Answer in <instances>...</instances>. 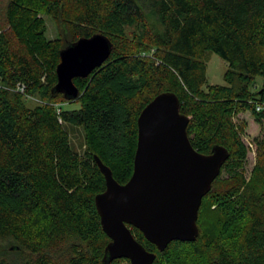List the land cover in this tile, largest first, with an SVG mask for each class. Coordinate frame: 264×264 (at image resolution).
<instances>
[{"label": "trees", "instance_id": "obj_1", "mask_svg": "<svg viewBox=\"0 0 264 264\" xmlns=\"http://www.w3.org/2000/svg\"><path fill=\"white\" fill-rule=\"evenodd\" d=\"M6 1L0 21V241L27 251L15 264H105L110 239L94 203L105 180L94 156L126 184L137 119L161 93L177 96L198 153L220 146L228 158L202 199L194 242L173 241L159 252L131 227L134 238L155 253L153 264H172L169 255L182 247L202 264H264V139L255 143L248 181L246 125L234 122L248 112L264 124V0ZM63 4L75 7L72 39L48 40L43 15H55ZM129 29H139L137 37H127ZM95 34L112 43L109 58L88 77L73 79L77 99L53 92L60 51ZM206 52L227 63L224 85H208ZM28 97L38 102L27 106ZM66 126L82 129V154L71 147ZM221 178L226 187L214 191ZM209 199L221 218L206 238L200 220ZM0 264L9 263L0 258Z\"/></svg>", "mask_w": 264, "mask_h": 264}, {"label": "water", "instance_id": "obj_2", "mask_svg": "<svg viewBox=\"0 0 264 264\" xmlns=\"http://www.w3.org/2000/svg\"><path fill=\"white\" fill-rule=\"evenodd\" d=\"M110 40L95 34L68 44L59 53L53 92L75 100V78H86L109 58ZM173 93H161L150 101L137 119V145L133 172L124 185L94 156L104 176L105 191L94 199L103 232L110 239L104 261L126 259L130 264H153L156 255L133 236L131 227L163 252L173 241L194 242L203 197L219 176L228 158L224 147L214 146L202 155L191 145L188 118L179 112Z\"/></svg>", "mask_w": 264, "mask_h": 264}, {"label": "rangeland", "instance_id": "obj_3", "mask_svg": "<svg viewBox=\"0 0 264 264\" xmlns=\"http://www.w3.org/2000/svg\"><path fill=\"white\" fill-rule=\"evenodd\" d=\"M6 0H0V21L3 18V11L1 6ZM7 2V1H6ZM75 12V7L71 4H63L60 10L53 16L43 15L45 20V25L47 28L46 38L48 40H64L72 39V31L69 27V21ZM139 29H129L126 32L127 37L133 39L137 36L136 33ZM205 65H206V79L208 85H224V73L227 70V63L214 53H205ZM261 83V79H257V84ZM38 102L36 97H28L26 100V105L33 107ZM67 108H77V105H67ZM234 122L240 125L242 122L245 123L246 127L242 135V140L247 148V156L245 162V173L247 175V180L256 162V141L264 139V124L258 125L255 123L252 115L250 113H242L234 118ZM68 131L71 147L74 151L82 154L85 148L84 135L80 127L66 126ZM226 187L223 178L220 182L215 185L214 191L224 189ZM220 215L214 208L212 202L206 200L203 209V215L200 220V226L203 229V234L206 238L214 235L211 225H218L220 221ZM220 225V224H219ZM218 225V226H219ZM236 241V240H233ZM206 244V240L204 241ZM18 244L11 241H0V258H3L9 264H15L17 262H22L23 257L27 256V251L20 248V250H12L13 246ZM200 247V246H199ZM200 249L203 248L200 247ZM165 259V257H163ZM170 263L172 264H202L203 259L201 257L195 256L190 249L182 247L176 252L169 255ZM168 264V263H167Z\"/></svg>", "mask_w": 264, "mask_h": 264}]
</instances>
